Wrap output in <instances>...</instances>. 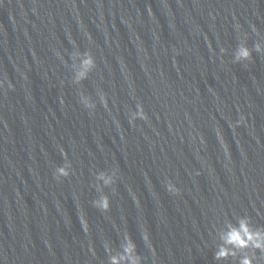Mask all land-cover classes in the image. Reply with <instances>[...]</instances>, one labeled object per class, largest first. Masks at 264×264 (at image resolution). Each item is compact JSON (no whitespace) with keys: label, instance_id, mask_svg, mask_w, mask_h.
<instances>
[{"label":"water","instance_id":"95a60500","mask_svg":"<svg viewBox=\"0 0 264 264\" xmlns=\"http://www.w3.org/2000/svg\"><path fill=\"white\" fill-rule=\"evenodd\" d=\"M257 41L264 0H0V264H107L125 233L141 264H233L219 231L264 226V52L233 62Z\"/></svg>","mask_w":264,"mask_h":264},{"label":"clouds","instance_id":"9594fccd","mask_svg":"<svg viewBox=\"0 0 264 264\" xmlns=\"http://www.w3.org/2000/svg\"><path fill=\"white\" fill-rule=\"evenodd\" d=\"M237 27L239 26L237 25ZM253 51L257 53L264 52V45L259 41L255 42L251 49H249L246 44L239 45L233 54V62L250 60ZM94 67L95 60L92 55L88 52L81 54L80 65L75 72V82L78 83L85 79L87 74ZM100 101L105 107L107 106V101L103 92L100 94ZM81 103L87 109L92 110L95 108V102L87 96H81ZM137 118H146L143 106L139 103L136 105V110L131 112L129 121L133 122ZM242 120L243 116L240 117V121ZM240 121H237V124L240 123ZM61 152L63 153V149H61ZM70 167L71 165L67 162L61 164L55 168L54 175L57 179L69 176ZM95 180L97 182L95 186L100 195L92 201V204L101 211H107L110 206L109 196L104 193L103 189L115 183L116 172L114 170L111 173L99 171L95 174ZM166 187L173 193L179 191L170 181L167 183ZM82 221L85 230H87V221L84 220L83 217ZM142 239L148 242L149 236L147 232L142 233ZM219 241L220 243L216 246L213 253L216 261H227L228 258L231 257L233 264H253L256 258L253 250L258 249L261 253H264V226H253L250 217L242 215L235 220V223L230 220L224 225L219 231ZM141 261L142 257L136 251L135 242L125 233L121 251L117 254L110 255L107 264H141Z\"/></svg>","mask_w":264,"mask_h":264}]
</instances>
